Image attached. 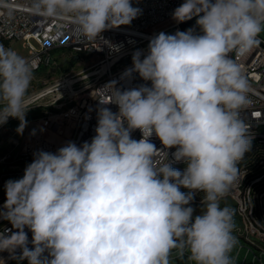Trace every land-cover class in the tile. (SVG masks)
<instances>
[{
  "label": "clouds",
  "instance_id": "obj_1",
  "mask_svg": "<svg viewBox=\"0 0 264 264\" xmlns=\"http://www.w3.org/2000/svg\"><path fill=\"white\" fill-rule=\"evenodd\" d=\"M29 11L69 20L88 39L142 14L131 0H30ZM194 17V27L159 32L146 52L132 54L122 79L138 74L150 86L111 82L90 142L37 150L22 178L6 181L0 218L16 231L0 232V252L28 264H234L235 210L221 201L252 146L241 116L250 85L239 60L261 43L264 0H184L172 13L177 23ZM35 68L0 44V125L17 119L21 135ZM194 191L203 193L199 214Z\"/></svg>",
  "mask_w": 264,
  "mask_h": 264
},
{
  "label": "built area",
  "instance_id": "obj_2",
  "mask_svg": "<svg viewBox=\"0 0 264 264\" xmlns=\"http://www.w3.org/2000/svg\"><path fill=\"white\" fill-rule=\"evenodd\" d=\"M131 2L134 7L142 10V14L130 25L106 30L101 37L88 39L74 32L69 20L34 16L29 11L30 0H0V44L6 48H11L12 42H23L27 45L29 48L27 60L34 61L36 64L34 74L45 67L52 66L55 62L54 54L58 50H69L77 55L92 56L97 59V62L86 71H93L96 74L86 82L82 90L76 92L75 84H72L79 75L55 87H68L73 98L79 92H87L83 102L70 112L63 114L60 120H57L59 117L47 118L45 122L47 130L57 135L59 140L37 138L33 142H27L17 138L16 134L8 140L6 151L0 156V209L6 200L4 188L6 181L22 178L25 167L33 160L34 152L37 150L56 152L68 141H73L77 145L84 141L90 142L96 134L99 102L108 103L112 100L114 86L110 84L111 82H115V87L121 90L144 83L150 86V82L143 81L138 74H134L131 79H122V75L126 69L132 67V54L136 50L147 48L153 35L159 32L174 34L180 28L183 22L177 23L172 18V13L184 0H131ZM259 39L260 45L242 60H239L234 53L231 55L242 63L244 74L250 85L248 92L250 103L242 111L241 116L249 125V129L264 131V39L260 36ZM32 41H35L40 48L32 45ZM112 46H116L119 50H114ZM117 58H120L119 61L114 66H110V63ZM37 97L39 96L35 98ZM35 98L26 100L27 106ZM105 106L114 113L118 112V106L115 104ZM131 135L136 140L141 138L139 130L133 131ZM150 141L158 149L164 150V146L155 135L150 138ZM167 151L171 160V153L175 151V148ZM259 166H263V163L258 165L257 169ZM262 175L264 173L244 174L243 171L224 198L240 201V206H245V218L241 224H249V227L254 228V235L236 237L237 245L231 252L234 264H247L249 257H246L245 242H252L254 247L252 260H259L260 264H264V191L254 192V185L263 184ZM237 182L245 183L244 191H236ZM192 203H201V201H192ZM252 203H259V212H252ZM5 229L16 231L10 222L0 218V232ZM25 231L31 241L32 233L27 228ZM16 254L17 256L20 254L19 249L16 250ZM0 264H28V261H18L11 258L9 252L3 251L0 252ZM175 264H189V262L185 258L177 260Z\"/></svg>",
  "mask_w": 264,
  "mask_h": 264
},
{
  "label": "rangeland",
  "instance_id": "obj_3",
  "mask_svg": "<svg viewBox=\"0 0 264 264\" xmlns=\"http://www.w3.org/2000/svg\"><path fill=\"white\" fill-rule=\"evenodd\" d=\"M260 37L264 39V32L260 34ZM32 45L40 48L35 41H32ZM10 47L28 59L29 48L23 42H12ZM54 59L55 62L52 66L45 67L33 75L26 100L32 97L35 98L36 96L39 97L32 100L28 105L30 108L26 113L27 125L23 134H18L16 131L20 123L17 119L10 117L6 124L0 125V156L6 151L8 140L15 134L17 138L26 140L27 142H33L37 138H45L51 141L59 140L57 135L55 136L54 133L47 130L45 126L47 118L52 117V119H55L59 117L57 120H60L63 114L70 112V110L80 105L84 98H86V91L77 93L73 98L68 87H55L76 75H79L76 78L78 79L93 72L86 71L97 62V59L92 56L77 55L69 50L56 51ZM88 80L90 78L76 83L74 87L75 90L77 89L76 92L82 90ZM181 191L187 192L188 189L181 188ZM202 197L200 196L199 202L202 200ZM232 205L233 203L228 200L221 201L222 207H232ZM191 206L196 210L195 214H199L201 203H192ZM244 255L245 252L242 256L244 257ZM253 256L254 254L248 255L247 264H260L259 261L252 260Z\"/></svg>",
  "mask_w": 264,
  "mask_h": 264
},
{
  "label": "bare ground",
  "instance_id": "obj_4",
  "mask_svg": "<svg viewBox=\"0 0 264 264\" xmlns=\"http://www.w3.org/2000/svg\"><path fill=\"white\" fill-rule=\"evenodd\" d=\"M69 83H71V82L69 81ZM249 136L252 138L251 148L253 146H256V145H257L256 146L257 148H258V145H264V131H258V129H250ZM248 153H246L244 160H242L239 163V176H241L243 174V171H244V174H251V173L257 172V166L251 167V165H250L251 164L250 161L252 159L247 158ZM257 157H259V156H257ZM262 163L264 166V161H262L261 164ZM172 166L176 169L183 171V169L186 167V164L183 162H176V163H173ZM262 182H263V184L254 185V192H263L264 191V175H262ZM244 190H245V183L244 182H237L236 183V191H244ZM202 195H203L202 192L195 191L193 201H199V198H200V196L202 197ZM223 200L230 201V199H223ZM230 202L233 203L232 207H230V208L235 210L234 225L239 226V228H234L233 235L235 237H248L249 235H254V228L249 227V224H241V221L244 220V218H245V206H240V201H230ZM252 212H259V203H252ZM245 250L247 252V257L249 254H254V247L252 246V242H245ZM254 261H256V260H254ZM257 261H259V260H257Z\"/></svg>",
  "mask_w": 264,
  "mask_h": 264
},
{
  "label": "trees",
  "instance_id": "obj_5",
  "mask_svg": "<svg viewBox=\"0 0 264 264\" xmlns=\"http://www.w3.org/2000/svg\"><path fill=\"white\" fill-rule=\"evenodd\" d=\"M195 26V23L192 25V27ZM257 146V145H256ZM256 146H253L251 150L248 153V159L251 158V167L258 166L261 164L262 161H264V145H258V148ZM260 146V147H259ZM256 151V152H255ZM261 152V153H260ZM263 154V155H262ZM256 155V156H255ZM259 156V157H257ZM256 158V159H255ZM254 162V163H253ZM258 175H261L264 173V166H259V169H257Z\"/></svg>",
  "mask_w": 264,
  "mask_h": 264
},
{
  "label": "water",
  "instance_id": "obj_6",
  "mask_svg": "<svg viewBox=\"0 0 264 264\" xmlns=\"http://www.w3.org/2000/svg\"><path fill=\"white\" fill-rule=\"evenodd\" d=\"M196 22V18H193L192 20H189V21H186V22H183L181 25H180V28L178 30L180 31H186L188 28H190L194 23ZM144 52L147 51V48H145L143 50ZM120 58H117L115 60H113L111 63H110V66H114L118 61H119ZM96 74V72H91L89 74H87L86 76L84 77H81V78H78L76 80H73L72 81V84H76L78 82H81V81H84V80H87L91 77H93L94 75Z\"/></svg>",
  "mask_w": 264,
  "mask_h": 264
}]
</instances>
